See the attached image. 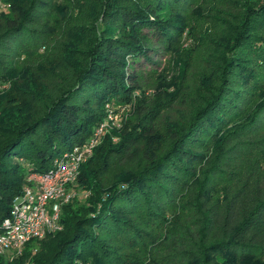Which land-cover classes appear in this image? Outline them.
Returning a JSON list of instances; mask_svg holds the SVG:
<instances>
[{"label":"trees","instance_id":"16d2710c","mask_svg":"<svg viewBox=\"0 0 264 264\" xmlns=\"http://www.w3.org/2000/svg\"><path fill=\"white\" fill-rule=\"evenodd\" d=\"M2 1L8 2V9L0 10V79H8L9 87L2 95L5 100L0 109V222L9 215L11 200L28 183L29 175L46 172L55 157L84 142L100 120L105 102L130 101L136 75L128 72L126 58L147 59L151 49L142 29H149L152 38L170 48L181 30L176 16L191 2L68 0L78 11L76 17L82 14L84 19L71 21L66 39L59 40V57L71 68L72 76L64 86L52 89L43 78L38 80L26 70L19 76L7 65L11 59H3L12 54L10 44L16 43L15 50L24 45L28 49L46 38L47 30L33 24L38 14L53 7L42 6L51 0ZM250 10L253 18L247 17L251 11L245 13L233 38L214 55V61L221 57L222 64L204 78L201 103L193 114L182 124L164 127L169 139L165 149H157L164 136L151 117L146 126L143 119L131 123L117 142L103 138L80 164L75 180L77 187L88 190L86 199L63 203L59 230L30 240L10 260L0 256V264H125L123 257L132 258L126 252H139L156 223H164L158 228L164 230L162 235L178 230L172 219H164L165 210L177 206L191 183L197 190L189 198L195 201L190 206L197 209L199 218L189 221L195 228V240L190 241L187 253L180 254V264L184 260L187 264H264L255 254L260 247L252 243L254 230L264 222V201L254 203L237 219H224V215L211 218L199 196L206 200L204 206L210 200H217L219 208L226 204L224 199L213 197L214 190L209 191L206 182L211 173L201 170L202 179L196 178L200 172L197 166L210 160L209 151L221 148L227 136L252 127L260 119L257 112L264 110L262 101L258 110L229 132L227 126L247 114L239 104L248 97L246 85L256 88L252 97L257 91L264 93L263 84L251 76L249 60L234 53L242 46L264 60V36L249 32L251 20L264 21V0L256 1ZM62 22H58L59 28ZM12 91L14 96L8 97ZM140 139L142 162L136 169L117 173L107 185L100 182L98 173L109 166L110 154ZM219 223L222 229L216 234Z\"/></svg>","mask_w":264,"mask_h":264},{"label":"rangeland","instance_id":"374dc122","mask_svg":"<svg viewBox=\"0 0 264 264\" xmlns=\"http://www.w3.org/2000/svg\"><path fill=\"white\" fill-rule=\"evenodd\" d=\"M256 1L258 0H191L178 12L179 16H176L180 20L181 30L172 41L170 48H167L164 42L152 38L149 29H142L147 36L146 43L151 48L147 51V59L140 57L131 61L126 58L129 63L128 72L132 71L136 75V88L129 102L109 101L102 105L101 118L90 130V133H95L96 142L81 163L92 155L93 149L103 138L107 137L111 142H117L122 135H126L131 123L143 119L146 126L150 117L151 123L157 126L164 136L157 143V149L164 150L169 141L164 127L169 124H182L193 114L201 103L204 78H209L211 71H214L213 67L222 64L221 57L214 61V55L221 50L228 38H233L240 20L245 13L251 11L250 8ZM42 6L53 7L46 13L38 14L37 23L33 25L47 30L46 38L38 41L34 47L29 46L28 49L24 45L21 46L23 49L15 50L16 43L10 44L12 54L4 56L3 59H11L7 65L12 66L19 76L23 70H26L38 80L43 78L49 87L55 89L67 84L72 76L71 68L59 57L61 51L59 40L61 37L66 39L68 24L71 21L84 19V16L79 14L77 18L78 11L71 7L68 0L45 1ZM7 9L8 2L0 0V10L6 12ZM247 17L249 20L253 18L252 11ZM61 20L63 22L60 23L62 26L59 28L58 22ZM249 27L251 34L264 36V21L251 20ZM247 51L246 47L241 46L236 47L234 53L249 60L248 66L253 71L251 76L264 86V60L255 57L256 55L249 51L251 55H247ZM214 79L213 77V84L216 81ZM8 87V79H0V109L3 108L5 100L2 95ZM255 89L252 90L250 85H246L245 91L248 97L245 102L239 104L240 109L247 111V114L240 115L227 126L229 132L239 121L243 122L249 118L264 101V93L260 91L255 92L254 97L251 96ZM7 96H14V92L8 93ZM257 113L260 119L252 127L229 136L227 132L221 148L216 150L210 148L208 154L210 160L197 166V173L200 171L197 180L203 177L201 170L211 173L210 180L206 182L210 184L209 191L214 190L213 197H218L219 201L224 199L226 204L219 208L217 200H214L215 202L210 200L207 206H204L206 200H203V196H199L204 210L208 208L207 215L211 218L213 215L216 217L224 215V219H237L240 213L247 211L254 203L264 201V110H259ZM141 143L142 139L128 142L120 148V151L112 152L108 158L109 166L98 173L100 182L107 185L114 180L117 173L136 169L142 162ZM217 151L221 153H218V156ZM210 169H213L212 172ZM70 190L74 191V196L70 200L83 202L88 194V190L77 187L76 183L71 185ZM196 190L197 188L191 183L183 191L185 197L180 198L177 206L165 210L164 219H172L173 225L178 227V230L171 229L162 235L164 230L158 231V228L164 223H156L148 230L145 244L140 246L139 252H130V250L126 252L132 258L123 257L125 264H130L133 258L139 259L135 264H146L147 261L153 263L157 260L180 264L182 258L180 254L187 253L186 251L190 249V241L195 240V228L189 221L198 219L199 216L197 209L190 206L195 201L192 202L189 198L194 196ZM221 225L219 223L215 226L216 234L220 233ZM158 232L161 234L159 235ZM253 233L252 243L260 247L255 254L258 253L259 258L264 259V222L258 225ZM143 247L145 251H142ZM187 261L184 260L181 264H187Z\"/></svg>","mask_w":264,"mask_h":264},{"label":"built area","instance_id":"2783aa9c","mask_svg":"<svg viewBox=\"0 0 264 264\" xmlns=\"http://www.w3.org/2000/svg\"><path fill=\"white\" fill-rule=\"evenodd\" d=\"M96 139L95 133H90L84 142L55 157L46 172L28 176V183L11 200L9 215L0 222L2 258L12 259L30 240L61 228L60 207L74 196L71 185Z\"/></svg>","mask_w":264,"mask_h":264}]
</instances>
